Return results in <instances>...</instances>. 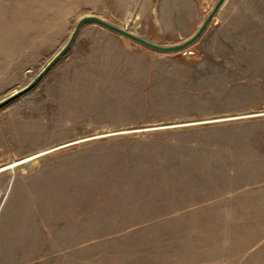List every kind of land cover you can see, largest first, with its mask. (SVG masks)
I'll list each match as a JSON object with an SVG mask.
<instances>
[{"label": "rangeland", "instance_id": "1", "mask_svg": "<svg viewBox=\"0 0 264 264\" xmlns=\"http://www.w3.org/2000/svg\"><path fill=\"white\" fill-rule=\"evenodd\" d=\"M217 1L0 0V101L83 16ZM0 264H264V0L87 23L0 107Z\"/></svg>", "mask_w": 264, "mask_h": 264}, {"label": "water", "instance_id": "2", "mask_svg": "<svg viewBox=\"0 0 264 264\" xmlns=\"http://www.w3.org/2000/svg\"><path fill=\"white\" fill-rule=\"evenodd\" d=\"M226 0H218L215 4L212 11L208 14L204 22L201 24V26L198 28V30L195 32L194 35H192L189 39L186 41L174 44V45H160L157 43H153L145 38H142L134 33H132L129 30H126L120 26H117L113 23H110L109 21L103 19L102 17L94 14L83 16L77 23L74 31L71 34V37L69 41L66 43V45L48 62V64L43 68V70L36 76V78L30 82L28 85H26L24 88L20 89L19 91L15 92L14 94L4 98L0 101V107L17 97L18 95L28 91L71 47L73 41L75 40L76 36L78 35L80 29L87 23H93L98 24L103 27H106L126 38H129L131 40H134L144 46L150 47L152 49L163 51V52H173V51H180L188 48L192 44L196 42V40L202 35V33L206 30L212 19L215 17L218 10L223 6Z\"/></svg>", "mask_w": 264, "mask_h": 264}]
</instances>
